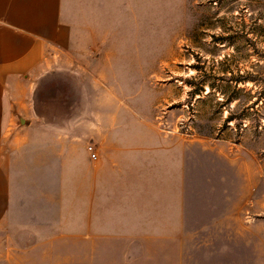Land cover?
Returning a JSON list of instances; mask_svg holds the SVG:
<instances>
[{
	"label": "crops",
	"instance_id": "0c3cea01",
	"mask_svg": "<svg viewBox=\"0 0 264 264\" xmlns=\"http://www.w3.org/2000/svg\"><path fill=\"white\" fill-rule=\"evenodd\" d=\"M100 5L0 0V264H227L234 207L188 177L185 141L116 110L37 118V77L81 29L101 35Z\"/></svg>",
	"mask_w": 264,
	"mask_h": 264
},
{
	"label": "rangeland",
	"instance_id": "374dc122",
	"mask_svg": "<svg viewBox=\"0 0 264 264\" xmlns=\"http://www.w3.org/2000/svg\"><path fill=\"white\" fill-rule=\"evenodd\" d=\"M100 7L101 35L81 29L37 77V118L63 122L89 107L98 122L116 110L123 129L185 141L188 177L234 207L227 264H264V0Z\"/></svg>",
	"mask_w": 264,
	"mask_h": 264
},
{
	"label": "built area",
	"instance_id": "2783aa9c",
	"mask_svg": "<svg viewBox=\"0 0 264 264\" xmlns=\"http://www.w3.org/2000/svg\"><path fill=\"white\" fill-rule=\"evenodd\" d=\"M87 148L90 151L92 158H97L98 157V150H97L96 144H94L93 142H89L87 144Z\"/></svg>",
	"mask_w": 264,
	"mask_h": 264
}]
</instances>
